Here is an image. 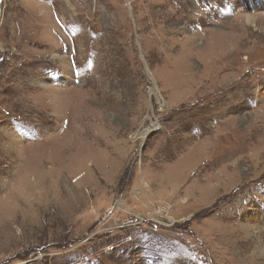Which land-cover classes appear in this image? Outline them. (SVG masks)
I'll use <instances>...</instances> for the list:
<instances>
[{
    "label": "rangeland",
    "instance_id": "rangeland-1",
    "mask_svg": "<svg viewBox=\"0 0 264 264\" xmlns=\"http://www.w3.org/2000/svg\"><path fill=\"white\" fill-rule=\"evenodd\" d=\"M0 264H264V0H1Z\"/></svg>",
    "mask_w": 264,
    "mask_h": 264
},
{
    "label": "water",
    "instance_id": "water-1",
    "mask_svg": "<svg viewBox=\"0 0 264 264\" xmlns=\"http://www.w3.org/2000/svg\"><path fill=\"white\" fill-rule=\"evenodd\" d=\"M0 12H1V0H0ZM154 91H156L155 86H154Z\"/></svg>",
    "mask_w": 264,
    "mask_h": 264
}]
</instances>
